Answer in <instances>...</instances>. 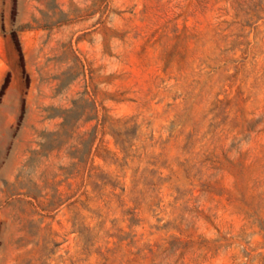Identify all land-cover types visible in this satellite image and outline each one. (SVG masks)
Returning <instances> with one entry per match:
<instances>
[{
  "label": "rangeland",
  "instance_id": "rangeland-1",
  "mask_svg": "<svg viewBox=\"0 0 264 264\" xmlns=\"http://www.w3.org/2000/svg\"><path fill=\"white\" fill-rule=\"evenodd\" d=\"M0 264H264V0H0Z\"/></svg>",
  "mask_w": 264,
  "mask_h": 264
}]
</instances>
